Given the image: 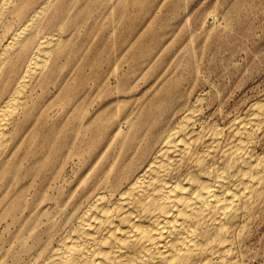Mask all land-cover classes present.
<instances>
[{
  "label": "rangeland",
  "instance_id": "obj_1",
  "mask_svg": "<svg viewBox=\"0 0 264 264\" xmlns=\"http://www.w3.org/2000/svg\"><path fill=\"white\" fill-rule=\"evenodd\" d=\"M45 1L2 9L0 52ZM44 36L56 39L50 74L35 82L18 119L6 194L40 216L83 180L91 188L137 167L158 122L168 126L173 116L163 118L200 98L205 116L225 125L264 103V0H51L24 57L18 50L0 76L5 97ZM3 236L20 237V228L1 225ZM235 255L232 264H264V195Z\"/></svg>",
  "mask_w": 264,
  "mask_h": 264
},
{
  "label": "bare ground",
  "instance_id": "obj_2",
  "mask_svg": "<svg viewBox=\"0 0 264 264\" xmlns=\"http://www.w3.org/2000/svg\"><path fill=\"white\" fill-rule=\"evenodd\" d=\"M17 2L0 0V14L19 10ZM50 5L45 1L0 52V76L18 50L24 57L29 45L22 46ZM55 42L42 37L10 94L0 87V226L20 228V237L0 238L9 244L0 245V264H232L264 195V151L258 147L264 103L225 125L205 116L200 98L195 107L163 118L177 116L168 126L157 121L139 165L126 175H102L91 188L83 180L41 216L40 208L6 201L13 192L7 189L17 162L18 119L27 115L35 82L44 72L40 86L49 77Z\"/></svg>",
  "mask_w": 264,
  "mask_h": 264
}]
</instances>
